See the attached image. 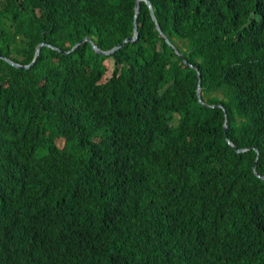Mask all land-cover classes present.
Masks as SVG:
<instances>
[{
  "label": "trees",
  "instance_id": "obj_1",
  "mask_svg": "<svg viewBox=\"0 0 264 264\" xmlns=\"http://www.w3.org/2000/svg\"><path fill=\"white\" fill-rule=\"evenodd\" d=\"M150 1L0 0V264H264V0Z\"/></svg>",
  "mask_w": 264,
  "mask_h": 264
},
{
  "label": "water",
  "instance_id": "obj_2",
  "mask_svg": "<svg viewBox=\"0 0 264 264\" xmlns=\"http://www.w3.org/2000/svg\"><path fill=\"white\" fill-rule=\"evenodd\" d=\"M141 1H142V0H137V2H136V6H135V11H136V13H135V22H134V30H135V31H134V34H133L132 36L127 37L123 42H121L120 44L114 46L113 48H111V49H109V50H102V49H100V48L95 44V42H94L91 38L86 37V38L80 40L76 45H74L73 48H72L70 51H73L74 49H76V48H77L81 43H83L84 41H89V42L92 43L94 49H95L97 52H99V53H101V54H106V55H108V54H112V53H114V52H115L118 48H120L123 44H125V43H127V42H130V41H136V40L138 39V36H139L138 26H137V17H138L139 11H140V3H141ZM144 1H145V2L148 4V6H149V9H150V11H151L152 18L157 22V19H156V17H155V13H154V11H153V7H152V4H151L150 0H144ZM157 28H158L159 31L161 32L162 36L166 38V41H167L168 43L171 44V41H170L169 38L165 35V33L162 31V29H161V27H160V25H159L158 23H157ZM43 45H47V44H46L45 42H42V43H40V44L38 45L37 50H36V53H35L34 60H33L30 64H27V65H23V64H20V63L14 62L13 60H11V59H9V58H7V57H4V56H2L1 54H0V57L5 58L6 60H8L10 63H12V64L15 65V66H18V67H21V68H29V67H30V66H31V65L37 60V58H38V56H39V53H40V49H41V47H42ZM48 45H50V46H52L53 48H56V49H58V50L61 51V49L58 48V47H56V46H53V45H51V44H48ZM70 51H69V52H70ZM176 52L179 54V56H182V53L179 51V49L176 48ZM184 60H185V59H184ZM185 62H186L187 64H189V65L195 67V68L198 70L197 66H195V65H193V64H191V63H189L187 60H185ZM198 74H199V77L201 78V74H200V71H199V70H198ZM198 96L200 97V101L203 102V100L201 99L202 93H201V86H200V85H199V87H198ZM219 106H221L222 108H224L223 105H219ZM224 110H225V109H224ZM225 111H226V110H225ZM227 119H228V118H227V114H226V120H225L224 130H225V134H226V137H227V141H228V143L231 144V145L233 146V148H235L238 152L245 150V149H238L237 146H236V145L232 142V140L228 137V124H227ZM256 165H257V164H256V162H255L254 169L256 168ZM255 173H257V171H256ZM257 174H258V173H257ZM258 175H259V174H258ZM259 176H261V175H259ZM261 177L264 178L263 176H261Z\"/></svg>",
  "mask_w": 264,
  "mask_h": 264
},
{
  "label": "clouds",
  "instance_id": "obj_3",
  "mask_svg": "<svg viewBox=\"0 0 264 264\" xmlns=\"http://www.w3.org/2000/svg\"><path fill=\"white\" fill-rule=\"evenodd\" d=\"M142 1H144V0H142ZM151 2V1H150ZM148 5V4H147ZM141 6V5H140ZM135 13H136V11H135ZM156 17V16H155ZM156 22V21H155ZM156 23H158V22H156ZM166 39V38H165ZM200 98V97H199ZM201 99H202V96H201ZM203 100V99H202ZM202 103H205L204 101L202 102Z\"/></svg>",
  "mask_w": 264,
  "mask_h": 264
},
{
  "label": "rangeland",
  "instance_id": "obj_4",
  "mask_svg": "<svg viewBox=\"0 0 264 264\" xmlns=\"http://www.w3.org/2000/svg\"><path fill=\"white\" fill-rule=\"evenodd\" d=\"M58 143H59V144H62V141L58 140Z\"/></svg>",
  "mask_w": 264,
  "mask_h": 264
}]
</instances>
